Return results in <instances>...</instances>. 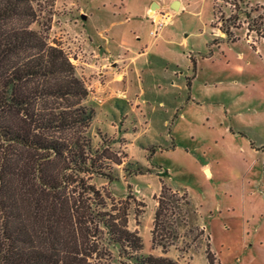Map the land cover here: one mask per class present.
<instances>
[{"label":"rangeland","instance_id":"rangeland-1","mask_svg":"<svg viewBox=\"0 0 264 264\" xmlns=\"http://www.w3.org/2000/svg\"><path fill=\"white\" fill-rule=\"evenodd\" d=\"M153 1L165 6L151 9L155 39ZM169 2L36 0L30 27L66 51L86 86L92 150L122 157L106 169L112 180L85 179L102 209L128 203L141 253L208 264V247L219 264H264V0ZM161 184L189 201L166 216L177 238L165 253L151 243ZM100 243L112 254L102 264H127Z\"/></svg>","mask_w":264,"mask_h":264},{"label":"trees","instance_id":"trees-1","mask_svg":"<svg viewBox=\"0 0 264 264\" xmlns=\"http://www.w3.org/2000/svg\"><path fill=\"white\" fill-rule=\"evenodd\" d=\"M34 1L0 0V264H102L112 256L103 236L127 264H178L141 253L128 203L104 210L102 192L86 182V174L112 180L106 169L122 157L92 150L87 88L66 51L30 27L38 22ZM156 202L151 243L165 253L177 238L166 216L189 201L161 184ZM205 256L219 264L208 247Z\"/></svg>","mask_w":264,"mask_h":264},{"label":"crops","instance_id":"crops-1","mask_svg":"<svg viewBox=\"0 0 264 264\" xmlns=\"http://www.w3.org/2000/svg\"><path fill=\"white\" fill-rule=\"evenodd\" d=\"M175 0H170V2L168 3L170 6L172 4V2H174ZM179 2V5H178V9H175L176 11L180 10L182 8V0H177ZM155 3H157V7H156V10L154 11H159L161 7H165L162 2H159V1H153ZM152 2V3H153ZM154 13V12H153ZM169 12H165V16L168 15ZM146 15L151 19V18H154V20L156 19L155 16L153 14H151V9L150 7H146ZM169 19H170V16H169ZM152 25V28L150 30V35L155 39V36L158 35V37L160 36L161 34V31L159 32H156V33H153L154 29L156 28V24H155V21L154 23H151ZM159 29V28H158ZM163 29V28H162ZM161 29V30H162ZM158 33V34H157ZM156 34V35H155Z\"/></svg>","mask_w":264,"mask_h":264},{"label":"water","instance_id":"water-1","mask_svg":"<svg viewBox=\"0 0 264 264\" xmlns=\"http://www.w3.org/2000/svg\"><path fill=\"white\" fill-rule=\"evenodd\" d=\"M175 2H178V1H177V0H175ZM178 5H179V2H178ZM156 7H157V3L153 2V3L151 4V6H150V9L154 10V9H156ZM171 7H172V8H174V9H178V7H177V6H176V7H174L172 4H171ZM82 18H85V16H84V15H82Z\"/></svg>","mask_w":264,"mask_h":264},{"label":"built area","instance_id":"built-area-1","mask_svg":"<svg viewBox=\"0 0 264 264\" xmlns=\"http://www.w3.org/2000/svg\"><path fill=\"white\" fill-rule=\"evenodd\" d=\"M155 24H156V28L154 29L153 33H156L157 29L160 28L162 25L161 21H159L158 19H156Z\"/></svg>","mask_w":264,"mask_h":264}]
</instances>
